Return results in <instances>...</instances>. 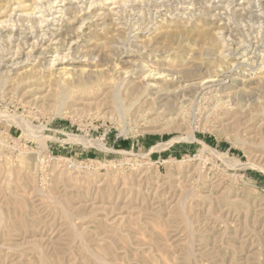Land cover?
<instances>
[{
    "label": "rangeland",
    "instance_id": "1",
    "mask_svg": "<svg viewBox=\"0 0 264 264\" xmlns=\"http://www.w3.org/2000/svg\"><path fill=\"white\" fill-rule=\"evenodd\" d=\"M177 1L149 0L131 11L123 0L127 5H115L106 34L88 43L101 44L104 37L116 35L107 46H118L119 51L104 62H121L123 73L139 72L138 64L122 63L129 58L173 75L179 84L169 88L175 91L170 103L159 107L145 102L139 111H126L110 105L102 92L89 91L58 109L51 99L44 100L53 91L47 80L35 96L10 84L0 87V264H264V152L256 147L264 141V112L253 120L247 115L264 110V15L207 10L208 16L220 17L232 41L230 64L242 54L251 63L236 68L237 85L245 93L236 101L220 102L217 88H188L199 76L207 80L203 63L209 55L201 53L204 61L195 63L174 58L185 43H193L194 37L184 33L188 19L192 16L201 26L208 23L207 16V21L195 20L203 15L200 7L218 5L219 0H195L190 14L185 10L189 0ZM236 1L219 2L226 6ZM15 2L0 0V5ZM155 7L161 10L155 12ZM140 11L143 23L134 25ZM174 14L184 17L181 34L168 36L164 27L169 24L160 22ZM191 55L188 52L187 58ZM217 100L231 106H219ZM123 101L129 107L130 98L124 96ZM237 103L242 107L238 120L231 116ZM43 138L45 153L40 149ZM71 138L91 145L84 147ZM202 143L226 156L220 158ZM235 162L243 166L235 167Z\"/></svg>",
    "mask_w": 264,
    "mask_h": 264
},
{
    "label": "bare ground",
    "instance_id": "2",
    "mask_svg": "<svg viewBox=\"0 0 264 264\" xmlns=\"http://www.w3.org/2000/svg\"><path fill=\"white\" fill-rule=\"evenodd\" d=\"M127 1H128V4L130 5L129 8L131 11H133V7H137V6L142 7L143 5H146V3L149 4L148 3L149 0H127ZM178 1H177V3H178ZM219 1L216 2V3H218V5L215 4V2H214V3H210L208 5V7H202V6L200 7L202 10L199 12L200 13L203 12V15L202 16L199 15L198 18H195V20L197 21V19H198L199 21L200 20L201 21H207L205 19V17L206 16L210 17L209 22L208 23L205 22L203 26L196 23L194 21V19H192V16L190 17V19H188L190 26L184 28V30H185L184 33H187L188 35H192L194 37V39L192 40L193 43H185L183 51L179 52V55L177 54L174 58H175V60H180L181 62H182V60L187 59V61H190V63H195L196 61H201V62L204 61L203 59H199V57H201V55H200L201 53H206L207 55H209L211 58L207 59V61H204L205 63H203V64H205L204 66L206 67V71H207V75H208L207 80H205L204 78L199 76V78H197L196 80L191 81L192 83L188 86V88H191L192 91L193 90H200V89L203 90L205 87H208V89L210 88V90H211V88H217L215 90L218 92V95H220V96H218L220 102H221V100H230L231 98L232 99L234 98V101H236L238 98H236V100H235V97H239V95L245 93L244 88L239 87V85H240L239 80H238L237 75L235 74L237 71L236 70L237 65L240 66V65L244 64L246 66L247 63H244V62H248L249 65L251 63H249L250 62L249 59H244L246 57V55L244 56L242 54V57L240 58V56H239V59H237V62L235 65L230 64L231 62H229V59H231L232 54H231V48H230L229 43L232 41L229 40V38H230L229 36H226L224 24L223 25L219 24L222 21L220 19V17L218 15H216V13L214 15H212V13H211V16H208V14L210 15V13L208 11L213 10V13H214L215 12L214 10H221V11H228V12H230V10H231L232 13H236V14L238 13V15L241 13H245L246 11H249V12H256L257 16L261 17L262 15H264V0H255L254 4H252V2L250 0H237L236 2L232 3V5L226 4V6L223 5V3H222L223 1L222 2H219ZM186 3H187L186 4L187 7L185 8V10H188V14H190V11H193L195 6H196L195 0H189ZM153 4H154V2L151 3V5H153ZM180 4H181V2H180ZM115 5H117V6L121 5L122 7L123 6L126 7L127 4H126V2H123V0H28L27 3H25L24 0H16V2L14 4L12 3L9 5H0V87L2 88V86H4L5 84H10L11 87L15 88V90L20 89L26 95L27 94L32 95V93L34 95V93L36 94V91H38V89H40V87L42 86V84H43L42 81L47 80L49 87H51L50 89H52L53 91H51L49 94H47V96L44 98V100L48 99V98L51 99L54 106H56L58 109L62 108L64 106L67 107L66 105L67 104L69 105V103H73V102L75 103V102L81 100V99H78V96L80 97V94L90 93L89 91H92L95 93L96 92L97 93L102 92V94L104 95V98L105 97L107 99L109 98L108 100H110V101H108V102L110 103V105L118 104L119 107H121L123 110L125 109L126 111H128L130 108H135L136 111H139V110L143 109L144 104H146L145 102H147V103L149 102V104H154V105L159 106V107L163 106L162 103H164V102L170 103L169 100H170L171 94L175 93V91L170 90L169 88L175 87V86H177V84H179V82L177 81L176 78L173 77V75L159 74L155 71V69H152L151 66H148L149 64L145 65V63H143L139 60H135V61L131 60L130 61L129 58H128V60L127 59L124 61L122 60L123 61L122 63L123 64L125 63L127 65L135 64V63L138 64L136 66V68L139 69V72L134 73V70L132 69L133 72L127 71V72L123 73L122 69L120 67L121 66V62H120L121 60L119 61L120 63L115 64V65H113L112 63L107 64L108 62H104L106 60L110 61V59H109L110 55L112 56V54L114 53V50H116V49L118 50V46H117V48L116 47L114 48L111 45L107 46L108 40L116 39L115 38L116 35L112 36L111 35L112 33L110 34L111 35L110 37H108V36H107V38L104 37L103 38L104 40L102 39L103 43H101V44H95V43L94 44L93 43L88 44L89 41L92 40L91 39L92 37L97 36V35L98 36L104 35V34H106V31L109 30L108 29V25L110 24L109 22L111 20H113L112 17L115 16L114 10L118 9V8H115ZM173 5H172V7H173ZM154 6H155V4H154ZM183 6L184 5H182V8H183ZM158 7H155L156 8L155 12L158 9ZM144 9H146V8H144ZM166 9L170 10V8H168V7ZM177 9H180V8H177ZM140 10H141V8H140ZM197 11H198V9H197ZM122 12L125 13L124 11H122ZM134 12L136 13V11H134ZM141 12L142 11L138 12L139 15H137L136 21L134 20V22H135L134 25H136V24L140 25L141 24L140 21H142V23H143V18H144L143 12H144V10L142 13ZM123 13H121V15ZM157 13L155 15H157ZM197 13L198 12H196V14ZM178 14L177 15L174 14L175 15L174 17L171 16L169 21L167 20V18L161 17L162 18L161 22H160L161 24H165V25L169 24L167 27H164L162 25V29H163V27L168 29L167 30L168 36H179L181 34L182 22L180 23V19L183 16H181V14L180 15H178ZM188 14H185V16H187ZM127 15L131 16L130 13H127ZM182 15H184V14H182ZM122 17H123V15H122ZM145 18H146V16H145ZM187 18H189V17H187ZM122 19H124V18H122ZM128 20H129V18H128ZM156 21H157V19H156ZM24 23H26V25H24ZM112 23H114V22H112ZM152 23H154V21ZM253 24H255V23H253ZM75 25H78V26L75 27ZM114 25H116V24H114ZM124 25L126 26V24H124ZM240 25H243V24L241 23ZM250 25H251V23H250ZM132 26H133V23L131 25V28H132ZM141 26H143V24ZM253 27H254V25H253ZM119 28H122V27L119 26ZM123 28H125V27H123ZM133 28H134L133 30H135L134 26H133ZM136 28H138L140 30V28L138 26ZM251 28H252V26H251ZM258 29H259V27H258ZM112 30H113V28H112ZM252 30H253V28H252ZM110 32H112V31L110 30ZM113 33H114V30H113ZM118 33H117V35H118ZM120 33H122V32H120ZM125 33L126 32H124L122 34L125 35ZM83 36H87L85 43H83L81 41ZM119 36L120 35H118V37ZM128 36H129V34H128ZM238 36H239V34H238ZM253 38H255V37H253ZM130 41H132V40H130ZM258 42H259V40H258ZM116 43H117V41H116ZM117 44H119V43H117ZM147 44L149 45V43H147ZM131 47L136 48L137 49L136 52L140 51V49L138 48L137 45H133ZM154 47H156V46H154ZM164 47H165V44H164ZM164 47L162 46L161 48H164ZM152 48L153 47H151V49ZM142 49H143V47H142ZM156 49L159 50L160 48L157 47ZM147 51H148V49H147ZM151 52L155 53L153 50ZM170 52H174V51L168 50V53H170ZM188 52H190L192 54L191 55L192 57L190 56V58H187ZM140 53H141V51H140ZM115 54H116V52H115ZM131 54L134 55V53H131ZM161 54H162V52H161ZM137 55H138V53H137ZM184 55H185V57H184ZM172 56H174V54ZM233 57H234V55H233ZM143 58H144V56H143ZM242 58H243V61L242 62L240 61L241 63H239V60H242ZM120 59H122V57H120ZM166 61H167V59H166ZM234 61H235V59H234ZM260 61H261V59H260ZM170 62H173V61H170ZM111 64H112V67L109 66ZM167 65H168V63H167ZM125 68H126V66H125ZM245 68L247 69V67H245ZM246 69H245V71H246ZM147 71L149 72L148 74H146ZM251 72H253V71H251ZM255 75H256V73H255ZM44 83H45V81H44ZM237 83L239 85H237ZM253 83H255V82H253ZM254 86H255V84H254ZM252 88H254V87H252ZM20 90H18V92ZM194 92H196V91H194ZM40 94H41V92H40ZM124 96L129 97L131 100L129 107L123 104L125 101V100L123 101ZM193 96H191V97H193ZM195 96H196V94H195ZM83 97H84V95H83ZM147 98H149V99H147ZM141 99H143V100L147 99V100L144 101L143 103H141ZM219 100H217V102H216L219 106H224L225 104H227V106H231V104H229L228 101L220 103ZM262 100L264 102V97ZM82 101H81V103H82ZM232 105H233V103H232ZM263 105H264V103H263ZM238 106H240L239 103L235 104V108H236L235 112H234V114L231 113L232 115L230 114L236 120H238L242 115V107L239 108ZM182 108H183V106H182ZM232 110H233V108H232ZM58 112H57V114H59ZM227 112H228V109H227ZM227 112H224V113H227ZM262 112H264V110H261L260 112L255 114V116L250 114V113H248L247 115L250 116L249 118L251 120H253L256 118H260V116H262V114H261ZM216 114H217V112H216ZM228 114H229V112H228ZM141 116L143 117L142 114H141ZM216 120H218V119H216ZM233 123H235V122H233ZM233 123H232V125H233ZM23 126H25V129H26L27 126L26 125H23ZM252 126H250V127H252ZM237 128L240 129L239 126ZM23 129H24V127H23ZM27 129H26V131H27ZM250 129H254V128H250ZM260 131H261V128H260ZM248 132H250V131H248ZM239 133H241V132H239ZM253 133H254V130H253ZM38 138H42V137L39 136ZM43 139L44 140H42L40 149L42 152L45 153L46 144H44L43 141H45L46 138H43ZM51 140L54 141L53 138H51ZM190 140L197 141L194 136H191ZM70 141H72L73 143L77 142L78 144L81 143L82 145H84V147L91 145V143L85 142V140H79L76 138H71ZM243 144H247V143H243ZM202 145L205 149H209V150L213 151L220 158L226 156V154L217 153L216 151L207 147L203 143H202ZM248 145L250 146L253 144H248ZM252 147L253 146H251L250 148H252ZM256 147H261L263 150L262 152H264V141L263 142L261 141L260 145H258ZM256 152H258V151H256ZM253 153H254V150H253ZM39 156H40V152H39ZM258 156H259V158H261L260 155H258ZM40 157H38V159ZM241 166H243V164H238L237 162H235V167L240 168ZM235 199H234V201H235ZM62 214H63V212H62ZM74 234H77V232ZM191 251L188 250L189 253ZM192 254H191V256H192Z\"/></svg>",
    "mask_w": 264,
    "mask_h": 264
}]
</instances>
